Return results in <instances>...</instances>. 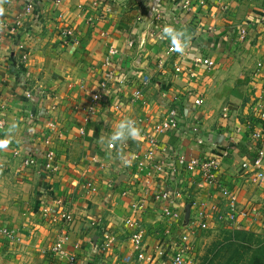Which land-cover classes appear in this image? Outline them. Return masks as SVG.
<instances>
[{
	"label": "crops",
	"instance_id": "crops-1",
	"mask_svg": "<svg viewBox=\"0 0 264 264\" xmlns=\"http://www.w3.org/2000/svg\"><path fill=\"white\" fill-rule=\"evenodd\" d=\"M28 1L0 0V224L14 231L13 238L0 236V264H24V254L30 259L40 248L52 256L51 243L63 233L77 264H136L122 220L142 183L140 173L124 159L142 147L144 130L169 106L180 110V124L159 138L188 156L219 158L220 180L236 188L239 208L247 212L239 229L262 231L264 182L246 183L235 163L264 149V0H189L185 7L184 0H35L26 10ZM16 14L21 15V29L8 33ZM241 26L246 29L243 38L237 34ZM62 28L72 34L65 37ZM175 36L180 38L178 49L166 55L164 39ZM21 50L28 54L23 67L16 61ZM196 56L212 60V67L195 63ZM106 59L124 81H112L106 104L79 134L83 113L73 105L87 102L104 76ZM143 73L151 77L143 100L131 102V90ZM41 89L58 97L50 112L56 124L50 146L58 171L48 176L39 165L21 163L29 153L39 163L43 159L39 130L45 128L49 99L24 96L27 90ZM195 97L201 99L198 106L192 104ZM121 109L146 117V127L134 129L127 139L118 136L115 149L109 150ZM195 123L205 139L201 146L189 129ZM256 128L263 130L257 142L250 139ZM88 179L96 185L93 193L82 187ZM195 181L180 180L185 191L177 204L180 212L187 197L220 200L217 189H198ZM53 197L62 199L70 224H54L43 212ZM52 208L54 214L57 209ZM139 216L148 250L162 236L148 223L160 219L158 206L147 202ZM106 227L113 241L100 253L95 247Z\"/></svg>",
	"mask_w": 264,
	"mask_h": 264
},
{
	"label": "built area",
	"instance_id": "built-area-1",
	"mask_svg": "<svg viewBox=\"0 0 264 264\" xmlns=\"http://www.w3.org/2000/svg\"><path fill=\"white\" fill-rule=\"evenodd\" d=\"M35 0H29L26 3V10L32 8ZM183 7L189 4V0L183 1ZM22 19L20 14H16L12 21L8 24L6 29L8 33H18L22 26ZM65 37L72 34L69 28H62L60 31ZM238 37L243 38L246 35V29L241 26L237 31ZM4 33L0 29V42L3 40ZM159 38H164L159 35ZM164 53L166 55L173 54L177 51L180 44L178 36L166 40ZM28 54L21 50L18 53L17 66H25L27 63ZM195 63L203 64L206 68H211L213 65L212 60L194 57ZM106 69L104 76L98 81L97 88L90 92L87 102L84 105L75 104L74 109L81 110L82 124L78 128L79 134H84L85 128L89 126L95 118L98 111L106 104V95L108 88L112 81L122 83L124 79L115 76L114 69L109 67L110 60L105 61ZM257 67L261 64L257 63ZM190 76L193 75L187 71ZM151 77L147 73H143L137 80V85L131 90L130 101H142L143 92L147 85L150 83ZM36 94L39 98L43 96L49 99V112L48 117L44 121V130H39L43 146V159L39 163L35 155L26 154L22 157L21 163L24 166L39 165L46 175L56 173L58 166L55 162V155L51 149L50 143L54 133H56V124L51 118L50 112L57 108L58 97L53 92L36 90L33 93L27 90L24 96L31 99ZM34 97V96H33ZM201 102L199 97L193 99V105L198 106ZM117 109L120 106L114 104ZM119 110V116L116 122L117 129L114 130L113 136L108 141L107 147L109 150L115 149V141L117 137L129 136L134 129L146 127L147 118L139 114L129 115L125 111ZM226 115V112L225 114ZM180 110L176 106H169L166 109L164 116L148 126L147 131L143 133V145L141 148L129 153L124 159V164L133 167L141 176V192L139 196H131L128 203L129 214L122 220V225L127 233L129 247L132 251L131 261L136 264H187L185 255L193 246V237L200 231L210 227H215L216 224H221L230 230L239 229V219L246 217L247 212L239 208L238 191L234 187L227 186L218 176V169L220 167V159L215 157H191L185 153L177 150L176 148L163 142L159 135L166 134L170 131H175L179 127ZM261 117L264 118L262 112ZM4 120L0 118V127L3 125ZM250 127L249 123H246ZM190 132L195 137V144L201 146L205 139L202 134L198 132L197 125L191 124ZM188 131V129H186ZM263 130L261 128L250 130V139L252 141H260L262 139ZM127 139V137H126ZM124 143L126 140H123ZM124 143L122 145H124ZM127 154V153H126ZM264 149L256 150V153L250 158H244L240 163H235L238 171L239 168L246 174V183L259 186L264 182ZM195 178L197 181H195ZM187 180L189 182L195 181L196 187L202 189L211 186L218 190L220 195L219 202H212L204 199H189L183 212L178 208V202L185 196L184 187L180 186V180ZM87 192L93 193L96 191V185L93 180H85L82 186ZM125 193V192H124ZM131 192L128 191V194ZM147 202H151L158 206L159 217L165 222L176 221L179 226L180 232L175 235L162 236L157 244L151 249L145 248V235L147 234L146 226L139 216L146 208ZM53 204V205H52ZM52 206L56 207L57 211L53 214L51 212ZM51 207V208H50ZM53 207V208H54ZM52 208V209H53ZM43 212L47 213L54 224H70L71 216L61 198L53 197L49 206L43 207ZM104 227V226H103ZM107 228V227H106ZM104 239L96 245V250L104 253L111 248V241L113 237L109 228L105 229ZM164 232V231H163ZM168 231H166L167 233ZM264 236V227L261 231ZM0 236L6 238H13L14 231L11 228L0 224ZM68 240V235L63 233L57 236L50 246V252L59 257H64L68 264H77L75 254L70 253L65 248V242Z\"/></svg>",
	"mask_w": 264,
	"mask_h": 264
},
{
	"label": "rangeland",
	"instance_id": "rangeland-1",
	"mask_svg": "<svg viewBox=\"0 0 264 264\" xmlns=\"http://www.w3.org/2000/svg\"><path fill=\"white\" fill-rule=\"evenodd\" d=\"M175 222L171 220L165 222L163 219L155 217V220L153 219V221L148 223L154 227V231L162 232L163 236L175 235L176 237L180 232V228ZM166 231L168 232L166 233ZM239 231H232L221 224H216L215 227L200 231L193 237V246L185 255L186 263L264 264L263 234L249 230ZM163 236L161 238H164ZM36 254L32 258L26 259L29 256L26 252L22 263L63 264V259H60L54 253H51L52 256H49L45 248H40ZM65 263L68 264L67 261Z\"/></svg>",
	"mask_w": 264,
	"mask_h": 264
},
{
	"label": "trees",
	"instance_id": "trees-1",
	"mask_svg": "<svg viewBox=\"0 0 264 264\" xmlns=\"http://www.w3.org/2000/svg\"><path fill=\"white\" fill-rule=\"evenodd\" d=\"M232 231H239V230H232ZM239 233H240V231H239Z\"/></svg>",
	"mask_w": 264,
	"mask_h": 264
}]
</instances>
